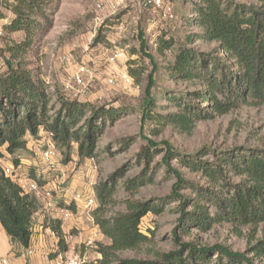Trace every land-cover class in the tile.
I'll return each instance as SVG.
<instances>
[{
  "label": "rangeland",
  "instance_id": "1",
  "mask_svg": "<svg viewBox=\"0 0 264 264\" xmlns=\"http://www.w3.org/2000/svg\"><path fill=\"white\" fill-rule=\"evenodd\" d=\"M168 1L173 4L174 19L164 18L161 10L149 9L140 0H109L99 11L98 0H38L40 9L31 15L30 26H25L28 21L25 19L24 30L12 32L8 26L16 19L13 9L19 7L27 16L32 12L27 7L29 0H0V76L8 74L10 65L17 68L19 64L37 73L47 87L50 116L54 118L61 110L63 99L78 100L96 108L123 109L113 121H105V131L93 159H80L77 145H74L71 160L67 162L63 151L56 147L54 166L46 165L42 151L47 143V131L42 132V129L36 139L27 136L28 149L17 156L21 155L25 172L44 185L50 183L61 207L71 202L64 191L67 189L84 197L95 196L97 207L90 212L84 210L91 229L96 227L93 213L99 207L96 188L109 182L120 170L124 171V176L117 180L107 217L125 212L130 201L164 205L160 215L150 213L141 221V231L150 238V242L138 250L120 253L121 259L155 260L160 254L179 250V244L188 243L224 244L235 252H247L256 241L264 238V223L254 227L221 222L207 232L192 230L187 235L182 234L181 202L173 194L177 179L164 164L166 149L163 142H169L181 155L206 152L204 160L210 161L227 149H260L264 146V104H243L228 114L196 123L191 132L166 125L156 136L153 134V122L143 125L148 77L153 71L148 56H152L159 65L155 74V113L176 114L179 109L168 103L167 95L180 96L188 103L204 108L193 96L204 86L198 85L197 81L172 79L167 66L175 62L182 47L204 54L217 49L216 43L202 39L194 38L189 45L187 43V38L201 33L192 20L197 14L195 7L204 6V0ZM213 1L228 8L233 16L236 8H255L264 12V0ZM240 19L248 20V17L240 16ZM141 34L147 43L145 50L141 47ZM164 42L170 46L165 48ZM118 53L120 57H117ZM66 57H70V62L64 61ZM81 66L90 70L91 77H85V86L74 84V91L67 92L66 84L72 82V76ZM125 76L131 78V84L123 82ZM111 78L116 81L115 85L108 83ZM150 140L159 144L160 151L148 166L141 159V154ZM17 156H7L0 163L13 165ZM172 166L183 174L188 184H194V188L187 184V188L181 191L186 197H196L197 188L223 195L228 190L201 174L192 173L178 159L172 160ZM146 174L151 176V181L136 191L128 190L130 182ZM241 180L229 174L228 184ZM71 206L77 208L73 203ZM208 206L209 213L215 215L216 207L211 203ZM187 210L192 211L191 207ZM76 211H73L74 215ZM98 244L103 243L97 242V248ZM97 248L93 250L97 252ZM257 263L264 264V258Z\"/></svg>",
  "mask_w": 264,
  "mask_h": 264
},
{
  "label": "trees",
  "instance_id": "2",
  "mask_svg": "<svg viewBox=\"0 0 264 264\" xmlns=\"http://www.w3.org/2000/svg\"><path fill=\"white\" fill-rule=\"evenodd\" d=\"M37 1L29 0L27 7L32 12L27 16L23 9H13L16 19L8 26L10 31L24 30L25 19H28L25 26H30L31 15L40 9ZM204 2V6L195 7L197 14L192 20L201 33L187 38V43L189 45L197 38L216 43L217 49L211 54H204L182 47L175 62L166 70L176 81H197L198 85H203L204 89L193 96L205 107L188 103L180 96L167 95L168 103L176 106L179 112L156 114L154 89L159 65L152 56H148L153 71L148 77L143 125L148 121L153 122V134L156 136L166 125H175L191 132L196 123L228 114L243 104H264V12L255 8H236L233 16L220 3L213 0ZM240 16L248 17V20H242ZM140 38L141 47L145 50V36L141 34ZM163 44L165 48L170 46H166L168 42ZM120 111L123 109L96 108L78 100L63 99L61 110L55 118L51 117L47 87L38 74L28 71L22 64L17 68L10 65L8 74L0 76V159L7 156L14 158L26 151L27 136L36 139L41 129L52 134L56 147L63 151L67 162L71 160L74 145H77L80 159H93L98 141L105 131V121H113ZM99 121L101 124H98ZM163 144L166 149L164 164L177 179L173 194L181 202L182 234L187 235L192 230L207 232L221 222L254 227L264 223V146L254 150L227 149L210 161L204 160L206 152L181 155L169 142ZM159 151V144L150 140L141 159L149 166ZM174 159H178L192 173L201 174L211 182L227 187L226 194L199 188L195 189L196 197L181 194L188 183L183 174L172 166ZM19 163L16 158L14 164L18 166ZM229 174L242 180L228 184ZM123 176L124 171L120 170L109 182L96 188L99 207L93 213V220L109 240V244H98L97 251L102 259L97 264H258L257 261L264 258L263 238L247 252H235L224 244L209 246L188 243L179 244V250L160 254L155 260L121 259L120 253L138 250L150 242V238L140 229L142 219L150 213L160 215L164 211V205L130 201L125 212L107 217L117 180ZM148 181H151V176L146 174L130 182L127 188L136 191ZM188 185L194 188L193 183ZM208 203L216 207L215 215L209 213ZM188 207H191V212H188ZM40 209L39 201L33 195L24 194L17 184L3 174L0 167V223L14 245L24 249L30 247L33 219ZM70 209L76 211L74 206ZM62 223L60 219L48 218L44 222V228L50 229L58 238L60 253L68 250ZM58 255L51 257L54 259Z\"/></svg>",
  "mask_w": 264,
  "mask_h": 264
},
{
  "label": "built area",
  "instance_id": "3",
  "mask_svg": "<svg viewBox=\"0 0 264 264\" xmlns=\"http://www.w3.org/2000/svg\"><path fill=\"white\" fill-rule=\"evenodd\" d=\"M143 1L145 6L154 11L161 10L164 18L174 19L173 4L168 0H140ZM109 2V0H98L97 11L102 10L103 6ZM113 15V14H112ZM2 30L0 26V31ZM118 53L117 57H120ZM65 62H70V57L64 58ZM85 77H91L90 70L81 66L72 76V82H68L65 86L67 92L74 91V84L83 87L85 86ZM123 82L131 84L132 80L129 76L123 78ZM73 83V84H72ZM108 83L115 85L116 81L111 78ZM42 132H45L42 129ZM47 143L42 151V160L48 166H54L55 164V153L56 148L52 134L46 132ZM19 161L20 156H17ZM2 159H0L1 162ZM0 167L3 174L10 178L17 186L22 190L24 194L33 195L39 203L43 206V209L51 215H58L62 222L70 221L74 217V212L70 209V204H75L77 208H81L88 212L93 211L97 207V200L95 196L84 197L80 193H76L74 190H64L65 194L70 197L71 202L66 207H61L55 196V190L50 187L49 184H40V182L34 178L31 174L25 172L21 168V163L18 166L15 164L0 163ZM141 229V226H140ZM87 245L93 246L94 242H88ZM34 250H29L28 255H33ZM3 264H7V261H2ZM55 264H88L87 260L79 255H73L71 257H62L56 260Z\"/></svg>",
  "mask_w": 264,
  "mask_h": 264
},
{
  "label": "crops",
  "instance_id": "4",
  "mask_svg": "<svg viewBox=\"0 0 264 264\" xmlns=\"http://www.w3.org/2000/svg\"><path fill=\"white\" fill-rule=\"evenodd\" d=\"M19 156L21 157V155ZM21 160V168L23 169L24 162ZM48 184L50 185V183ZM76 210L70 221L62 223L68 250L61 253L59 252V240L55 233L44 228V222L47 218L59 219L58 215H51L43 208L40 209L33 219V235L28 249L14 245L0 223V264H3L2 261L4 260L7 261V264H55L56 260L73 255L82 256L88 264H97L102 256L93 249L97 248V242L103 244L108 242L97 226L94 229L90 228L85 219L84 210L81 208H76ZM88 242H94V245L89 246L87 245ZM29 250H34L35 253L28 255ZM57 253L59 255L53 259L51 256Z\"/></svg>",
  "mask_w": 264,
  "mask_h": 264
}]
</instances>
